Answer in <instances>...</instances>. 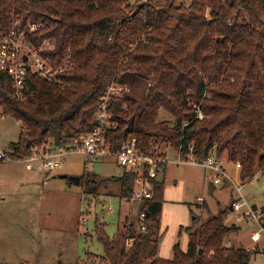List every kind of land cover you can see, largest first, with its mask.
Listing matches in <instances>:
<instances>
[{"label":"trees","instance_id":"obj_1","mask_svg":"<svg viewBox=\"0 0 264 264\" xmlns=\"http://www.w3.org/2000/svg\"><path fill=\"white\" fill-rule=\"evenodd\" d=\"M175 1L151 0L133 10L127 0H0L2 16L14 11L45 22L29 39L35 46L54 42L52 56L70 50L73 63L59 78L65 86L29 77L23 100L0 73V116L21 127L9 158L20 161L49 140L65 146L90 132L100 98L116 83L129 92L110 103L114 127L105 135L113 151L130 139L147 155L167 144L185 159L202 162L214 153L239 163L241 182L258 171L264 175V0H189L187 7ZM161 109L173 124L156 121ZM83 178L84 192L97 194L103 181ZM133 181L130 172L118 177L119 200L131 198ZM153 183V198L139 203L123 230L109 237L95 223L104 254L76 264H95L96 258L99 264H250L256 252L225 245L238 231L225 224L232 204L205 221L189 205L191 223L178 233L188 234L187 250L175 243L171 260L158 258L165 185L160 178ZM260 225L264 229V220Z\"/></svg>","mask_w":264,"mask_h":264},{"label":"rangeland","instance_id":"obj_2","mask_svg":"<svg viewBox=\"0 0 264 264\" xmlns=\"http://www.w3.org/2000/svg\"><path fill=\"white\" fill-rule=\"evenodd\" d=\"M150 1L127 0L133 10ZM152 1L163 4L162 0ZM189 2L175 1L176 4L183 3L185 7ZM13 12L8 16L22 22L28 21L37 27L35 35L46 26L42 20H33ZM45 41H52H42V45L47 48ZM4 118H0V149L8 151L9 145L17 141L21 127L14 120ZM156 121L173 124L174 119L161 109ZM48 142L52 143L51 140ZM158 148L169 152V161L174 159L171 152L173 147L164 144ZM221 160L230 178L234 182H241V170L234 168L235 163L225 157ZM122 173V168L113 158L88 161L79 152L68 154L59 167L43 174L35 167L27 170L22 161H0V263L76 264L86 261L88 254L103 256L95 223L100 224L103 231L112 237L118 227L123 230V223L130 222L138 214V202L121 203L118 198L117 179ZM83 176H95L97 181H103L97 194L87 195L84 192L86 180ZM73 177L82 178V182L74 184L71 182ZM159 178L164 181V195L170 194L168 190H174L180 199L179 204H182V199L188 201L186 205L180 204L177 210L168 211L163 216L162 224L169 227L166 235L170 234L173 223L189 214L187 205L205 221L220 210L229 208L233 202H242L244 199L257 209L259 216L263 215L261 219L264 220L261 211L264 206V175L260 171L253 178L241 182L240 195L227 179L220 186L209 183L204 170L198 166L169 163L164 175L161 174ZM198 197H202L203 201H197ZM203 205H206V209ZM225 223L228 226L235 223L238 227L237 234H232L230 239L237 235L241 247L254 245L250 241V234L259 229L258 222L247 218L237 220L231 210ZM262 237L259 246L264 244ZM181 240L177 238L176 243H181ZM126 245L130 244L126 242ZM94 262L99 264V259L96 258ZM254 264H264V256H260Z\"/></svg>","mask_w":264,"mask_h":264},{"label":"built area","instance_id":"obj_3","mask_svg":"<svg viewBox=\"0 0 264 264\" xmlns=\"http://www.w3.org/2000/svg\"><path fill=\"white\" fill-rule=\"evenodd\" d=\"M36 30L37 27L28 21L22 22L13 16H2L0 13V73L5 74L10 79L15 95L20 100L25 98L29 77L33 76L65 86V84L60 83L59 78L68 75L73 66L70 50H67L60 58L58 55H49V53L55 52L54 42L45 41L48 45L47 48L42 45V42L39 46H35L29 36L35 35ZM128 92L129 88L126 85L112 83L100 98L99 106L95 112L97 125L90 132L73 138L65 146L55 147L52 143L46 142L42 147L32 149L31 154L20 161L25 163L27 170L35 167L39 173L43 174L59 167L70 153L79 152L88 161L113 158L124 172L134 174L132 196L128 200H120L121 203L129 202L131 204L151 200L154 196L153 181L157 180L161 174L163 175L169 163L198 166L204 170L209 183L220 186L223 180L227 179L233 184L235 191L239 195L241 194V182H236V180L234 182L230 178L222 160L214 153L199 162L192 155L187 159L183 158L180 149L172 148L171 152L175 157L169 161V152L160 151L159 148L154 150L155 155L139 152L135 147V139L127 140L119 149L113 151L105 135L107 129L114 127L110 121V103L114 98H120ZM191 105L195 109L196 118L203 119L199 106ZM9 153H11L9 149L8 151L0 150V161L12 160L8 156ZM234 168L239 171L241 166L236 163ZM197 201H203V199L198 198ZM231 210L237 220L247 218L258 222L259 229L251 233L250 239L253 243L259 242L261 235H264V229L260 225L263 215L259 216L257 209L250 206L244 199L242 202H233ZM144 218L145 214L140 213L141 222ZM140 229L145 230L143 223L140 225ZM129 242L131 240L127 244H130ZM225 245L228 247V244ZM262 250L264 251V246Z\"/></svg>","mask_w":264,"mask_h":264},{"label":"crops","instance_id":"obj_4","mask_svg":"<svg viewBox=\"0 0 264 264\" xmlns=\"http://www.w3.org/2000/svg\"><path fill=\"white\" fill-rule=\"evenodd\" d=\"M0 118L5 119L4 117H0ZM4 162H6V161H4ZM4 165H6V164H4ZM163 179H164V177H163ZM168 191L170 192L169 195L166 193H165V195L163 194V204H162V211H161V216H160V230H159L160 235H162V239L160 241L158 251H157V257L160 259H164V260H171L173 258V245L176 243L177 238H182V240L180 241L181 243H179L180 249L183 252H185L187 250L188 234L185 232H181V234L178 236V233H179V230L181 227H187L191 223L190 208L187 205L186 207L188 208L189 214L187 213V215L185 217H183L181 221H177V222L173 223L170 234L166 235L169 227L168 226L165 227L162 224V218L165 215V213H167L168 211L174 212V210H177L178 206L181 204V203L179 204L180 199L177 198L176 192H174V190H173V192L171 190H168ZM198 198H202V197H198ZM198 198H196V199H198ZM184 200L185 199H182V204L186 205L188 203V201H184ZM191 210H193V209H191ZM193 212H194V210H193ZM230 226L237 227V225L235 223H232L231 225H229V227ZM235 233L237 234V232H235ZM230 236L228 237V239L226 241V244H228V247L243 248L239 244V238L237 235L233 239H230ZM262 240H263V237L261 235L259 242H257V243L252 242L254 244L252 247H249V248L244 247L243 248L247 251L256 252L252 256L250 264H254L257 261V259L260 258V256H264V251L262 250V247L264 246V244L262 246H259V243ZM250 241H251V239H250ZM238 244H239V246H238Z\"/></svg>","mask_w":264,"mask_h":264},{"label":"water","instance_id":"obj_5","mask_svg":"<svg viewBox=\"0 0 264 264\" xmlns=\"http://www.w3.org/2000/svg\"><path fill=\"white\" fill-rule=\"evenodd\" d=\"M61 178H66V176H61ZM71 182H73L74 184H79L80 183V178L79 177H73L71 178ZM202 253V250H199V254Z\"/></svg>","mask_w":264,"mask_h":264}]
</instances>
